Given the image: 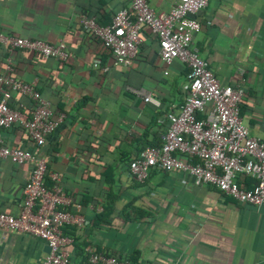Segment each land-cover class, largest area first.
<instances>
[{
  "label": "crops",
  "instance_id": "obj_1",
  "mask_svg": "<svg viewBox=\"0 0 264 264\" xmlns=\"http://www.w3.org/2000/svg\"><path fill=\"white\" fill-rule=\"evenodd\" d=\"M174 1L148 0L155 12L168 11ZM122 7L127 0H0V33L61 41L68 51L66 60L57 61L0 46V72L10 60L14 76L33 83L49 101L52 116L64 115L38 148L15 125L1 129L4 144L45 158L46 187L55 184L53 174L59 176L69 199L61 209L88 220L74 231L97 251L133 264H264V206L196 186L183 172L152 169L143 182L130 174V160L160 144L169 107L183 102L187 69L178 61L165 68L149 32L131 65H114L79 16L107 25ZM196 17L201 28L192 47L220 84L242 80L240 117L250 135L264 140V0H211ZM10 100L11 107L21 104L29 114L27 97L13 92ZM31 168L30 162L0 158V212L19 213ZM245 184L251 188L254 181ZM97 215L100 220L93 223ZM45 245L40 238L0 229V264H40ZM66 250L65 264L79 263L73 244Z\"/></svg>",
  "mask_w": 264,
  "mask_h": 264
},
{
  "label": "built area",
  "instance_id": "obj_2",
  "mask_svg": "<svg viewBox=\"0 0 264 264\" xmlns=\"http://www.w3.org/2000/svg\"><path fill=\"white\" fill-rule=\"evenodd\" d=\"M210 1L175 0L168 11L155 12L148 0H127V7L117 10L107 25H99L87 14H80L79 19L83 28L109 50L114 65L132 64L142 42L140 32L145 27L156 42L158 58L165 68L178 61L187 69L183 102L169 107L160 144L139 151L128 163L130 174L143 182L152 169L183 172L192 176L196 186H212L239 203L264 206V140L250 135L240 117L245 95L242 80L234 85L220 84L208 62L192 47V36L201 28L196 14ZM0 45L57 61L68 57L61 41L50 44L0 33ZM241 74L242 70L239 76ZM13 92L31 102L28 115L21 105L10 106ZM144 100L159 103L151 96H145ZM198 114L203 116L198 117ZM63 117L62 113L53 117L49 101L33 83L16 78L11 61L6 60L0 72V131L15 125L26 133L33 147L38 148ZM0 158H9L18 164L32 163L29 178L22 187L21 209L16 215L0 212V229L42 239L49 251L40 264H65L69 253L66 247L72 246L73 239L62 234V227L82 228L88 220L78 213L58 208L67 206L69 199L58 184V175L51 176L55 181L53 187H46V161L42 155L4 144L0 132ZM247 179L254 181L253 187H246ZM85 250L90 264H133L90 245Z\"/></svg>",
  "mask_w": 264,
  "mask_h": 264
},
{
  "label": "trees",
  "instance_id": "obj_3",
  "mask_svg": "<svg viewBox=\"0 0 264 264\" xmlns=\"http://www.w3.org/2000/svg\"><path fill=\"white\" fill-rule=\"evenodd\" d=\"M148 30L144 27L142 28L141 32H140V36H141V39H143L144 35H148ZM99 41V40H98ZM143 41V40H142ZM0 46H3V45H0ZM5 47V46H4ZM6 48V47H5ZM15 49H19V48H13V50ZM6 50H11V49H8L6 48ZM22 96V95H21ZM11 102V100H10ZM21 105V104H20ZM26 109H30V105L26 107ZM23 111H24V108H23ZM29 111V110H28ZM25 115H28L24 112ZM198 117H199V114H198ZM22 130V129H21ZM47 175V174H46ZM249 180V179H248ZM59 209H61V207L59 206L58 207ZM100 216L97 215L96 218L94 219L93 223H95V221H99L100 219ZM93 225V224H92ZM74 229H76V231L78 230L75 226L73 225H64L62 227V234L65 235H70V237H72L73 239V246L75 248V252H76V256L79 258V263L77 264H90L88 261H87V254L85 255V248L87 245H91L89 243V240L87 239H83L81 240V237H79L78 235L75 234V231ZM100 251V250H99ZM101 252V251H100ZM111 255V254H109ZM113 256H115L116 258H121L119 255H115V254H112ZM135 261V260H133Z\"/></svg>",
  "mask_w": 264,
  "mask_h": 264
},
{
  "label": "water",
  "instance_id": "obj_4",
  "mask_svg": "<svg viewBox=\"0 0 264 264\" xmlns=\"http://www.w3.org/2000/svg\"><path fill=\"white\" fill-rule=\"evenodd\" d=\"M45 251H46V252L49 251V247H48V245H45Z\"/></svg>",
  "mask_w": 264,
  "mask_h": 264
}]
</instances>
